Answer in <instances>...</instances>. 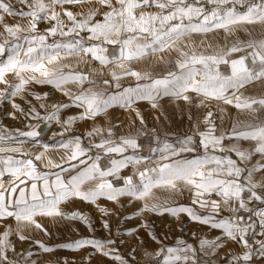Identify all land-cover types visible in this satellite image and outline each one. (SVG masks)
Here are the masks:
<instances>
[{"label":"snow or ice","instance_id":"6c2138e0","mask_svg":"<svg viewBox=\"0 0 264 264\" xmlns=\"http://www.w3.org/2000/svg\"><path fill=\"white\" fill-rule=\"evenodd\" d=\"M61 251L264 264V0H0V264Z\"/></svg>","mask_w":264,"mask_h":264},{"label":"rangeland","instance_id":"374dc122","mask_svg":"<svg viewBox=\"0 0 264 264\" xmlns=\"http://www.w3.org/2000/svg\"><path fill=\"white\" fill-rule=\"evenodd\" d=\"M36 90H37V91H49L48 88H46V87H45V88H41V87H39V86H36ZM52 98H53V99H58V98H60V97H59V94H54ZM3 123H4L5 125H7L8 127L18 126V125L16 124V122H14V121H12V120H10V119H9V120H4ZM81 127H84V125H81ZM41 130H42V133H43V138H44L45 140H47L48 137L50 136L51 132L56 131L57 129H56L54 126L51 127V128H45V127L43 126V124H42V125H41ZM181 202H183V203H189V201H187V200H182ZM75 206H76V207H80L81 210L84 211L86 214L92 215L93 217H96V216H97V213L95 212V210H94L93 208H91L90 206H88V205H84V204H82L81 202L77 201ZM152 219H155V220H157L158 222H159V220H160V218H157V217H152ZM164 219H165V221H166L168 224L171 225V228L174 230V231H173V235H174V236H179V235H180V232L175 230V229H177V223H178V222L175 221V220H172L171 218H164ZM182 220H183V222L187 225L186 232H187L188 230H194V229L197 228L196 225H193V224H191V223L188 221V219H187L186 216H182ZM160 227H161V228H164L165 230H168L167 227H166V225H165L164 223H161V224H160ZM81 233H82V234H86V232H85V230H84L83 228H81ZM98 234L102 235L103 233H102V231H101V232H99ZM63 238H67V237L65 236V237H63ZM185 238L188 239V236L185 235ZM85 254H86V253H85ZM56 257L67 258L68 261H69V264H72V261H75L76 264H86V262L83 261V260L81 259V254H78V253H72V252H67V251H61V252H56V253H54V254H48V255H45V256L43 257V259H42V264H48L49 261H54ZM61 264H63V260H62V259H61Z\"/></svg>","mask_w":264,"mask_h":264}]
</instances>
